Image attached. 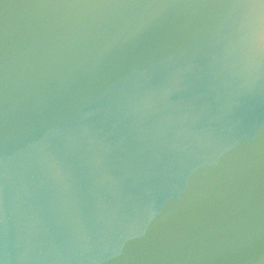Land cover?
I'll return each instance as SVG.
<instances>
[{
  "label": "water",
  "instance_id": "95a60500",
  "mask_svg": "<svg viewBox=\"0 0 264 264\" xmlns=\"http://www.w3.org/2000/svg\"><path fill=\"white\" fill-rule=\"evenodd\" d=\"M262 0H0V264H264Z\"/></svg>",
  "mask_w": 264,
  "mask_h": 264
},
{
  "label": "clouds",
  "instance_id": "9594fccd",
  "mask_svg": "<svg viewBox=\"0 0 264 264\" xmlns=\"http://www.w3.org/2000/svg\"><path fill=\"white\" fill-rule=\"evenodd\" d=\"M262 3H264V0H262ZM250 36L254 41L257 52L264 48V13L257 14Z\"/></svg>",
  "mask_w": 264,
  "mask_h": 264
}]
</instances>
